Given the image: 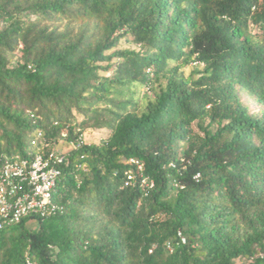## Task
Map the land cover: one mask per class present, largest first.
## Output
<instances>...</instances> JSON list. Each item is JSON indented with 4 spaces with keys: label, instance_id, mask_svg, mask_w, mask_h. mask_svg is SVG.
<instances>
[{
    "label": "trees",
    "instance_id": "trees-1",
    "mask_svg": "<svg viewBox=\"0 0 264 264\" xmlns=\"http://www.w3.org/2000/svg\"><path fill=\"white\" fill-rule=\"evenodd\" d=\"M75 114L109 134L67 153L61 212L0 231V264H264V0H0V167Z\"/></svg>",
    "mask_w": 264,
    "mask_h": 264
},
{
    "label": "built area",
    "instance_id": "built-area-1",
    "mask_svg": "<svg viewBox=\"0 0 264 264\" xmlns=\"http://www.w3.org/2000/svg\"><path fill=\"white\" fill-rule=\"evenodd\" d=\"M37 134L38 140H32V145L42 138L41 133ZM75 135L74 140H68V134L62 133L54 147L44 143L32 159L6 161L0 167V231L15 227L27 218L47 219L62 211L55 202V194L68 152L59 150L58 144H67L69 151L87 145L85 133ZM126 163L135 166L140 185L147 189L153 187V182L143 176L142 165L137 160ZM126 178L128 184L136 183L135 173L129 171ZM198 178L197 175L195 179Z\"/></svg>",
    "mask_w": 264,
    "mask_h": 264
},
{
    "label": "rangeland",
    "instance_id": "rangeland-1",
    "mask_svg": "<svg viewBox=\"0 0 264 264\" xmlns=\"http://www.w3.org/2000/svg\"><path fill=\"white\" fill-rule=\"evenodd\" d=\"M59 23L60 22H58L57 24H55V23H53V24L47 23V24L51 25V27L61 26L60 30L67 28L70 31H73L74 35L79 34L81 29H83V27H84V25L78 24V23H71V25H69V26H66L65 21L60 23L62 25H59ZM20 49H21V46L18 48V50L15 51L14 56H12L14 61H16L17 59H20V57H21ZM117 49H119V50H126V49L139 50V47L134 44L131 36H127L125 41L120 42ZM114 62H116L115 59L113 60L112 67L109 68L107 71H101L100 75L107 77V78L112 77L115 73L116 66H117L116 63H114ZM104 66H106V64H104ZM195 68H196V64L193 63V64L185 67L184 69H182V73L184 74L185 77L194 76L196 78L197 76L195 74ZM164 83H165L164 81L159 82V83L154 82L153 84H151L149 86L150 91H148V89H145L144 87L137 88L136 89L137 95H135V96H137L139 98L138 100H139L140 106L143 105L147 99L152 97V93H153L154 89H159V87L161 85L163 86ZM242 100L246 105L249 106L251 111H253V112L259 111L260 108L251 99H249L245 96H242ZM75 116H76L77 123L80 124V128L83 131H85L84 133L86 134L87 144H93V143L98 144L100 142V140L102 141V140L107 138V136L109 134L108 130H96L93 128V122L87 121L81 115L75 114ZM206 124H207V122L205 123V126H206ZM194 132L202 135V133L198 130V128L195 125H194ZM32 140H38L37 132L29 133L26 136L25 141H24L25 148H28V146ZM58 149L61 151H64V152H69V148H68L67 144H65L63 146H60V144H58ZM245 263H246L245 260H238L236 262V264H245Z\"/></svg>",
    "mask_w": 264,
    "mask_h": 264
}]
</instances>
